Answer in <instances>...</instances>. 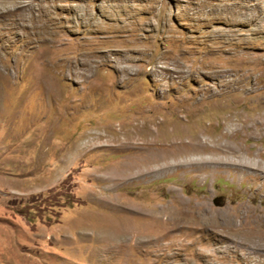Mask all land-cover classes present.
Wrapping results in <instances>:
<instances>
[{
    "label": "rangeland",
    "instance_id": "obj_1",
    "mask_svg": "<svg viewBox=\"0 0 264 264\" xmlns=\"http://www.w3.org/2000/svg\"><path fill=\"white\" fill-rule=\"evenodd\" d=\"M0 264H264V0H0Z\"/></svg>",
    "mask_w": 264,
    "mask_h": 264
},
{
    "label": "bare ground",
    "instance_id": "obj_2",
    "mask_svg": "<svg viewBox=\"0 0 264 264\" xmlns=\"http://www.w3.org/2000/svg\"><path fill=\"white\" fill-rule=\"evenodd\" d=\"M237 121V120H236ZM235 121V122H236ZM251 121V120H250ZM259 123V122H258ZM257 124V123H256ZM244 125V124H243ZM261 126V125H260ZM252 127V126H251ZM254 127V126H253ZM256 127V126H255ZM242 128V127H241ZM262 128V127H261ZM235 129V128H234ZM240 129V128H239ZM249 129V128H248ZM160 131V130H159ZM179 132H180V130H179ZM155 134V133H154ZM181 134V133H180ZM186 134V133H185ZM194 134H195V132H194ZM196 134H197V132H196ZM195 134V135H196ZM158 135V134H157ZM157 135H154V137L155 136H157ZM181 136V135H180ZM151 137V136H150ZM158 137V136H157ZM192 138H193V136H192ZM153 139V138H152ZM207 139V138H206ZM221 140V139H220ZM167 141V140H166ZM201 142H194V151L193 152H197L198 150H200V148H205L206 147V145H207V142L206 143H204V142H202V140H200ZM183 142V141H182ZM153 144V143H152ZM181 144H183V143H181ZM176 145V144H175ZM180 145V144H179ZM178 146V145H177ZM208 146V145H207ZM174 148H176V147H174ZM197 149V150H196ZM207 149V148H206ZM205 149V150H206ZM209 149V148H208ZM181 150V149H180ZM204 150V151H205ZM215 152L216 153H218V154H224V153H227V154H236L237 152L235 151V150H233L232 148H230V147H227V146H224V145H222V147H219V146H217L215 149ZM203 151V150H202ZM183 152V151H182ZM206 153V152H205ZM243 153V152H242ZM184 154V153H183ZM238 155L240 154L239 153V151H238V153H237ZM208 157V156H207ZM226 157V156H225ZM153 158V157H152ZM151 158V159H152ZM190 158V157H189ZM178 159V158H177ZM186 159V158H185ZM161 160V159H160ZM163 160V159H162ZM166 160V159H165ZM161 162V161H160ZM183 162V161H182ZM185 162V161H184ZM201 162H203V161H201ZM155 163H156V161H155ZM173 163V162H172ZM162 164V163H161ZM202 164V163H201ZM157 165V164H156ZM201 166V165H200ZM241 168H244V169H246V170H249V169H251V167H250V164L249 165H247V164H245V165H243V166H241ZM261 168V167H260ZM163 170V169H162ZM159 222H160V219L161 218H156ZM180 220V219H179ZM175 223V222H174ZM233 226V225H232Z\"/></svg>",
    "mask_w": 264,
    "mask_h": 264
}]
</instances>
